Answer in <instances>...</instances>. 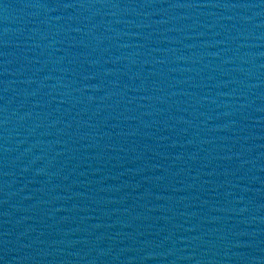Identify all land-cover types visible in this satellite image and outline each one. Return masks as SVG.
<instances>
[{
    "label": "water",
    "instance_id": "obj_1",
    "mask_svg": "<svg viewBox=\"0 0 264 264\" xmlns=\"http://www.w3.org/2000/svg\"><path fill=\"white\" fill-rule=\"evenodd\" d=\"M0 264H264V38L0 99Z\"/></svg>",
    "mask_w": 264,
    "mask_h": 264
}]
</instances>
